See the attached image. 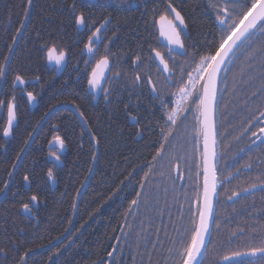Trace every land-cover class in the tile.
<instances>
[{
    "label": "trees",
    "instance_id": "1",
    "mask_svg": "<svg viewBox=\"0 0 264 264\" xmlns=\"http://www.w3.org/2000/svg\"><path fill=\"white\" fill-rule=\"evenodd\" d=\"M72 2L73 0H33L31 7H28L27 0H0V64L4 63L3 57L9 54V45L13 46L12 37L16 35L20 21L25 22L9 61V81L17 70L25 75L39 74L42 77L40 85L27 87V91L40 94L35 104H27L26 96L19 88L17 89L19 123L14 137L3 136L6 108L0 114V187H4V182L8 181L7 189L0 194V247L6 249V254L0 253V264H18L20 257L30 248L34 251L26 257L28 264H52L48 257L56 253L57 249L59 253L53 256L55 264H134L133 255L136 256L135 264H141L140 254H143V264H149V253L152 255V264L157 262L166 264L165 257L168 255L166 249L171 247L169 237H176L173 221L179 223L180 205H183L185 218L188 215L189 202L184 199L185 191L195 211V184L194 179H189L183 161L180 162V172H183L184 179H175L179 174L174 167L175 161L171 172L172 179H169L167 176L169 164L166 159L155 161L157 174L151 175L148 181H143V174L147 171L144 162H151L155 152L150 145L157 139L158 129L153 131L152 128H155L157 120L162 122L163 109L160 108L158 99L153 100V95L148 89L133 90L131 86L134 76L142 70L151 76L158 87L163 83L153 61L147 58V55L151 54L150 51L155 49V37L146 17L154 9L160 10L165 7L168 0H150L145 11L147 13L145 20L138 12L132 15L134 17L124 18L120 15V20L113 19V23L117 22L114 41L117 49L144 57L142 63L146 68L142 69L136 64L129 72L132 77L122 76L114 86L111 81L108 88L110 90L108 99L111 103L102 95L96 104L86 89L91 64L84 66L85 58L81 55V49L85 43V31L80 32L74 23V14L68 7ZM172 3L178 11L183 10L182 15H185L189 25L182 36L188 55H179L180 58H177V62L186 61L184 67H187L193 60L198 61L199 55L207 54L210 46L218 41L220 33L213 23V10H206L210 0H172ZM25 8H28L26 19ZM37 31L40 32L39 39L35 38ZM253 39L259 46L260 40L264 38L256 36ZM44 40L56 41L68 50L67 65L62 66L58 73L55 66H50L41 59L38 49ZM112 43L113 41L109 47L113 48ZM147 48L151 50L147 52ZM241 60L242 56L236 60L235 65L228 67L238 73ZM191 70L188 68V71ZM259 71L257 65L253 74L259 77ZM175 75L173 79L178 80L180 75L178 65ZM232 77V72H221L218 94L221 103L216 114L218 128L216 150L219 161L217 176L221 180L228 177L227 193L224 188H220L221 195L215 198L221 201L216 205L221 229L217 232L214 225L212 228V238L218 241L225 239L229 232L235 231L238 224L244 227V220L253 225L256 219H264L258 217L253 208L242 207L243 197L232 203L223 202L232 191H240L249 184L259 183L258 178H264L261 170L256 168L253 156H245L244 153L236 155L241 149V143L240 140L234 139L241 133L242 126H246V120L250 116L248 108H251L252 114L255 115L264 108L262 107L264 98L259 95L256 97L247 95L255 91L259 79L249 87L243 85L237 76L236 87L233 89ZM225 79L227 85L224 83ZM146 87L144 85V88ZM0 90L4 92L8 90V85L3 81H0ZM163 91L166 107L171 109V104L176 98V95L173 96L171 93L178 92V87L172 84ZM2 98L4 97L0 95V99ZM72 100H75L80 110L84 112L87 124L79 114L66 107H59L54 115L46 117L41 122V116L49 105ZM244 100L248 101V108L242 103ZM125 103L129 104V110H133L134 114L139 116L141 121L139 126L128 121L124 110ZM225 103L228 105L226 109L223 107ZM37 121H40V126L26 151L17 161L16 156L24 147L28 131L36 127ZM52 124L59 125L60 135L66 142L61 153V164L56 163L55 166L53 160L47 156L49 151L47 142L53 134ZM138 127L142 130V136L139 137L136 135ZM179 131L183 133L184 129L181 128ZM93 134L99 143L92 139ZM93 153L96 154L95 159ZM177 154L183 155V152L178 151ZM244 158H253L249 162L253 165L251 171L242 169ZM13 164L16 165L14 169ZM161 165L166 173L163 177L158 174ZM50 167L53 168L55 187L51 186L46 176ZM236 168L240 171L237 172ZM129 173L132 175L129 176ZM25 174L29 176L28 186L23 179ZM192 175L194 178L195 169ZM173 179L179 204L174 199ZM140 182L145 183L148 194L146 202L142 197L139 206H133L125 219L124 214L130 201L135 198V192L141 190ZM82 187L83 190L77 197ZM165 188L168 189L167 193L164 192ZM33 193H38L40 199L36 202L37 208L32 209L34 218H29L21 214V208L23 203H29V197ZM257 193L247 197L248 204L255 201V208L259 205L261 207ZM261 193V196H264V192ZM233 207L237 209L238 214L232 212ZM248 212L253 213L252 217L248 216ZM128 225H131V228ZM157 229L160 230L159 239L163 242V247L157 242ZM13 239L16 240L15 244L12 243ZM154 242L157 244L156 249L152 248ZM249 243L259 244V238L249 241L245 236L242 240H234L232 248L243 249ZM112 246H116V251L109 257L107 253L113 250ZM217 253L227 255L229 249L218 245L210 253L208 264H211ZM167 264H173L171 258L167 260Z\"/></svg>",
    "mask_w": 264,
    "mask_h": 264
},
{
    "label": "snow or ice",
    "instance_id": "2",
    "mask_svg": "<svg viewBox=\"0 0 264 264\" xmlns=\"http://www.w3.org/2000/svg\"><path fill=\"white\" fill-rule=\"evenodd\" d=\"M83 3L88 7H92V0H82ZM120 0H116V3H104L101 0H95V5L101 8L118 7ZM33 0H27L28 7H31ZM127 8L131 9L134 7L133 0H126ZM70 11L74 14V23L79 29L84 27L90 32L87 37V42L84 43V47L81 49L83 54L86 50L90 56L94 57L99 49V46L103 44L105 39H108L107 32L110 31L109 25L111 24V13L104 16L101 21H89L88 14L83 10L77 11L76 0L68 6ZM166 11L159 15L160 24V35L165 37L169 45H175L176 48L169 47V52H177L178 55L187 56V49L185 47L184 39L182 35L186 33L189 25L186 22L185 15H182V9L177 10L173 5L172 0H168L165 6ZM213 10L214 20L213 23L216 25L220 35L218 41L213 43L207 54L199 55V60H193L192 64L184 67V63L177 62L175 57H173V67H169L168 63L164 61L163 57L159 52H155V57L160 60V64L163 65V72L168 73L164 77L163 83L158 87L155 82H153L151 76L146 78V84L149 86V91L153 94V100H159V106L163 109L162 122L157 120L155 128L153 131L158 129L156 132L157 139L150 145L155 149L154 154L151 157V162L145 161V166L147 171L143 174V181H148L151 175L157 174L156 164L154 163L158 159H166L169 164V169L167 176L172 179L171 172L173 170V161H175V170L179 173L175 179H184L183 172H180L181 164L184 162L185 168L188 170L189 179H194V195L195 199V211H193L191 206L190 197L187 191L184 193V199L189 202L188 215L185 218L183 205H180V217L179 223L173 221L174 231L176 232V237H169L171 247L166 249L167 256L165 261L169 258L172 259L173 264H208V257L212 251L216 249L218 245L227 247L229 253L227 255H217L212 258L211 264H222L224 261H233L234 264H264V219H256L253 225H250L248 220H244V227H240L239 224L235 231L228 233L227 237L223 240H216L212 238V228L213 225L217 232L221 229L219 213L217 211L216 205L220 204L221 201L215 198L221 195L220 188H224L225 193L228 189L226 183L228 177H223L222 180L218 179V154L216 150L217 141V118L216 114L220 106L219 99V82L221 79V72L233 73V89L236 87L237 76H239L240 81L243 82L245 86H252L256 79H259V85L255 88V91L247 93L250 97H256L259 95L264 98V39H261L259 46H257L256 40L253 38L259 36L264 38V0H210L207 4L206 10ZM155 11V9H154ZM28 8L24 9V17L27 18ZM171 15V18L169 16ZM154 23H156L154 21ZM24 20L20 21V26L16 29V35L12 37V44L16 43V38L21 36V31L24 29ZM116 32H112V36H116ZM35 38H40V32L37 31ZM38 51L41 54V59L46 61L47 64L54 62L57 66V71H60L62 66L67 65L68 50L53 40H44L40 44ZM105 54L101 55L98 60H96V67L92 70L91 74L87 78V83L89 85H95L97 83L95 77L97 74V69L101 67L108 69L110 67L109 55H113L110 51L108 45H104ZM152 51H155L154 49ZM8 55L3 57V64H0V81H3L5 85H8L7 92L0 90V95L4 98L0 99V114L6 108L7 116L6 123L3 126L2 132L4 137H14L19 123V99L17 95V89L26 96L27 104H35L38 102L39 93H34V91H27V87L31 85H40L42 77L37 74L34 76H29L23 74L20 70H17L11 80L9 81V60L12 52V46L9 45ZM242 56L243 60L240 61L239 72L233 71V68L228 67V65H235L236 60ZM141 58L136 57L133 64H136ZM89 61H85L87 64ZM46 64V66H47ZM179 66V79L174 80L173 76L176 71V66ZM257 65L259 66V77L253 73L256 71ZM159 69V65H157ZM191 68V71H188ZM195 73V75H193ZM119 73L116 74V78H119ZM185 76L187 79H185ZM141 76L139 74L134 76L132 89L135 90L137 87H143L140 83ZM227 85V80L224 81ZM172 84H176L178 91L180 93L179 100L176 101V106L169 109L166 107L165 92L163 89L165 87H170ZM41 90L43 86L41 85ZM227 89H225L226 91ZM105 100L111 103L108 99L110 95V90L105 89ZM175 95V93H171ZM132 96V91L129 92V97ZM139 99V95L137 96ZM71 103L78 112L81 119H85L84 112L80 110V106L75 100L72 101H58L57 104L49 105L47 110L41 116V121L45 117H50L54 115V112L58 110V105ZM246 108H248V101L244 100L242 102ZM227 103L223 107L227 108ZM136 106L134 105L133 108ZM235 107V105H234ZM264 107V106H262ZM124 110L126 116L133 121L137 126L140 125L141 121L137 114H134L133 110H129V104H124ZM250 116L247 118V126L243 127L240 135L245 132H249L254 121H259L264 124V110L259 112V116L252 114V109L248 108ZM223 116V113H221ZM85 124L87 120L85 119ZM40 126V121H37L36 127H33L28 131L27 139L24 141V147L20 149V152L16 156V160L19 161L21 154L27 149L30 141H32L37 128ZM151 127V122H149ZM183 128L184 132L181 133L179 130ZM257 132L252 131L251 136L260 139L261 143L264 144V127H259ZM51 132L53 133L51 139L47 142L49 151L47 156L53 159V166L57 162L61 161V153L63 152L66 142L65 138L60 135L59 125L52 124ZM137 136H142V130L138 127L136 131ZM240 135L234 137V139L239 140ZM92 139L99 143L96 136L93 134ZM158 145V146H157ZM256 146V141L253 140L251 145L245 148L239 149V152H245ZM178 151H182L183 155H178ZM96 158V154L93 153V159ZM13 164V169L15 168ZM244 168L249 171L252 170L253 165L251 163L244 164ZM261 174L264 176V161H261L260 165ZM193 169H195V177L193 178ZM239 172L240 169L236 168ZM135 172V169H133ZM158 174L160 176H165L166 173L163 170V165H161V170ZM12 173H9L11 177ZM132 173H129L131 176ZM232 173H229L231 176ZM46 176L49 180L54 179L53 168H48ZM202 177V183H201ZM26 184H30L28 174L23 177ZM175 179H173V193L174 199L177 204H179V196L175 187ZM259 184L252 183L248 187L243 188L241 191H232L231 195L226 196V203L229 200H233V197L241 198L242 193L254 194L257 188L261 192H264V178H258ZM123 184V181H121ZM8 187V181L4 182V187H0V194L5 192ZM127 187V186H125ZM140 191L135 192V198H133L127 211L125 212V219L127 215L131 213L133 206H139L141 203V198L147 199V192L145 190V183L140 182ZM168 189L165 188L164 192L167 193ZM40 199L38 193H33L29 197V203H23L22 208L26 214L32 213V208L30 204L38 202ZM261 207L255 208V201L248 204L247 197H243L244 208H253L258 217L264 218V196L260 197ZM233 213H237L235 207L232 208ZM163 214L162 212L160 213ZM171 215V213H169ZM238 214V213H237ZM253 213L248 212V216L252 217ZM131 228V225H128ZM23 231V229H21ZM159 229L156 230L157 242L163 247V242L159 239ZM127 235V233L125 234ZM167 236V231H165ZM247 236L249 241H254L257 237L259 238V244L249 243L243 249H233L234 240H242ZM119 240V237L116 238ZM145 238V243H147ZM12 243L15 244L16 240L13 239ZM42 247V246H38ZM113 250L108 252L107 255L112 257L116 251V246H112ZM139 247V245H137ZM157 244L152 243V248L156 249ZM34 249H27L23 255L20 257L18 264H28L26 257L29 253L33 252ZM123 251V249H121ZM0 253L6 254V249L0 247ZM59 253L57 249L56 253L49 255L48 260L55 264L53 261V256ZM141 255V264H143V254ZM237 257H249V259L242 261H235ZM132 260L135 264L136 256H132ZM148 262L152 264V255L148 254ZM158 264V262H157Z\"/></svg>",
    "mask_w": 264,
    "mask_h": 264
},
{
    "label": "flooded vegetation",
    "instance_id": "3",
    "mask_svg": "<svg viewBox=\"0 0 264 264\" xmlns=\"http://www.w3.org/2000/svg\"><path fill=\"white\" fill-rule=\"evenodd\" d=\"M149 1L150 0H133V4H134V7L131 8V9H128L127 8V3H126V0H120L119 2V6L118 7H109V8H101L99 6H96L95 5V0H92V3H93V6L92 7H88L86 6L85 3L82 2V0H76V3L78 5L77 7V11H80V10H83L86 14H88V19L89 21H101L102 18L104 16H107L109 13H111V24L109 25L110 27V31L107 32V37L108 39H105L103 41V44H101L99 46V49H98V52L97 54L92 57L90 56V59L88 60L89 62L86 64L84 62V66L88 65V64H91L90 65V70H89V73H88V76L90 75L94 65L96 64V60H98L100 58L101 55H104L105 54V51H104V45H108L110 46V42L113 41V48L112 47H109L110 48V51L113 55H109V62H110V67L107 69L106 71V80L104 82V85H103V88H102V91H101V94L99 96V98L102 96V95H105V89H108L110 87V83H112L111 81H113V84L112 86L115 85V83L122 77H126V76H131V74H129L130 72V69H134L136 67V64H138V67H141L142 69L146 68V65H144L142 63V60H144L145 58L140 56V60L136 62V64H133V61L136 60V57L139 56L138 54L136 55H132L130 53H128V51H120L119 49H117V45H115L114 41H115V37L112 36V32L116 30V27H117V22L116 23H113V19L115 20H120L119 19V16L122 15L124 16V18H128L129 16H132V15H135L136 12H138V15L142 16V19L145 20V15H147V13L145 12L146 11V8L149 4ZM101 2H104V3H113L115 4L116 3V0H101ZM101 10L103 11H106V12H101ZM166 9L165 7H162V9L160 10H155V11H152V13L148 14L147 15V20H148V26H150V28L152 29V32H153V35L155 37L154 39V45H155V51H150L151 49L147 48V52L150 51L151 54L150 55H147V58L151 59L155 65V67L157 68V63L155 61V52H159L160 55L163 57L164 61L168 63L169 67H173V57H175V60L177 61V58L180 56L177 54V52L173 51V52H169V47H172V48H176L177 46L175 45H169L166 38L161 36L160 35V24H159V15L160 14H163L165 13ZM117 12V13H116ZM134 17V16H132ZM130 17V19L132 18ZM169 18H171V15L169 16ZM139 19V17H138ZM137 19V20H138ZM154 21L156 23H154ZM140 21H138L139 23ZM142 22L144 23V21L142 20ZM81 32L85 31L84 33V36H85V43L87 42V37L88 35H90V32L87 31L86 28L82 27V29L80 30ZM183 36V35H182ZM84 47V45H83ZM82 57L85 58V61H87V55L86 54H82ZM51 66H55L56 67V71H57V66L55 65L54 62H51L50 63ZM63 68V67H62ZM61 68V70H62ZM158 69V68H157ZM163 65L161 64V67H159L158 69V72H159V75H160V78L164 79L165 76L168 75V73H165L163 72ZM60 70V71H61ZM60 71H57L60 72ZM119 73V78H116V74ZM175 74H176V71H175ZM174 74V76H176ZM137 75V74H136ZM139 75L141 76V81L140 83L142 85H146L147 87L144 88V86L141 88V87H137L139 88V90H147L149 91V86L146 84V78L148 77V74H146V72L144 70L140 71ZM193 75H195V73H193ZM173 76V77H174ZM145 80V81H144ZM86 89H87V92L89 95H91L88 91V83L86 84ZM109 90V89H108ZM151 93V92H150ZM176 95V98L175 100H173L172 104H171V108H174L176 106V101L179 100L180 98V93L179 91L175 93ZM92 96V95H91ZM93 98V96H92ZM264 110V108L262 109ZM256 116H259V113L256 115ZM83 123L84 121L81 120ZM128 121L131 123V124H135L133 123L129 118H128ZM246 126H247V123H246ZM244 126V127H246ZM259 127H264V124H261L259 121H254L253 122V125L251 127V130L249 132H245L243 135H240V143H241V148H245L246 146L248 145H251L252 141L255 140L256 141V145L257 146H253L251 148H254V149H246L245 152H238L236 155H242L244 153L245 156H253L254 157V160H255V166L257 168V165H260L261 164V161H264V145L261 143V140L258 141V139H256V137H252L251 136V132L252 131H255L257 132V135L259 136L260 133L258 131V128ZM243 128V126H242ZM139 137V136H138ZM264 139V138H263ZM259 144V145H258ZM253 159V158H244L243 160V163L244 164H248L250 162V160ZM242 169L245 171L246 168L242 167ZM261 170V168H258ZM259 184V183H257ZM248 187V186H247ZM246 188V187H244ZM241 191V190H240ZM257 193V197H258V202H260V197L262 195L261 191L258 190V191H255V194ZM252 194H248L246 195V197L250 196ZM244 197V196H241V198ZM255 199H256V196H255ZM260 208V205L257 206V209ZM246 209V208H244Z\"/></svg>",
    "mask_w": 264,
    "mask_h": 264
},
{
    "label": "water",
    "instance_id": "4",
    "mask_svg": "<svg viewBox=\"0 0 264 264\" xmlns=\"http://www.w3.org/2000/svg\"><path fill=\"white\" fill-rule=\"evenodd\" d=\"M82 29V27H80L79 28V30H81ZM19 37V36H18ZM18 37L16 38V40L18 39ZM84 54H86L87 55V61L90 59V54H88L87 53V51L85 50L84 51ZM154 57H155V55H154ZM155 61H156V63H157V65H159V67H161V64H160V60L158 59V58H156L155 57ZM96 67V64L94 65V67H93V69ZM92 69V70H93ZM106 71H107V69H105V68H103V67H101L100 69H97V74H96V77H95V79H96V81H97V83L93 86V85H89L88 84V91H89V93L90 94H92L95 98H94V103H96L97 102V100H98V98H99V96H100V94H101V91H102V88H103V85H104V82H105V80H106ZM92 72V71H91ZM91 74V73H90ZM61 106H64V107H68V108H72L73 109V107L72 106H70V105H61ZM60 106V107H61ZM59 107V106H58ZM46 118V117H45ZM42 122V121H41ZM133 122V121H132ZM134 123V122H133ZM264 137H262L261 139H263ZM260 139H258V141H259ZM26 151V150H25ZM24 151V152H25ZM24 152L22 153V155L24 154ZM49 159H51V160H53L52 158H50L49 157ZM57 163H60V162H57ZM61 164V163H60ZM49 182H50V184H51V186L52 187H55V185H56V180L55 179H53V180H49ZM85 185V184H84ZM26 186H28V184H26ZM84 187V186H83ZM83 187L80 189V191H79V194L77 195V197H79V195H80V193L82 192V190H83ZM259 190V188H257V190L256 191H258ZM249 193H242V195L241 196H246V195H248ZM239 198H237V197H233V200H229L228 202L229 203H231V202H233V201H235V200H238ZM31 208H36V203H34V204H32L31 206H30ZM21 214L22 215H24V216H26V217H29V218H33V215H32V213L31 214H26L25 212H24V210H23V208H21ZM246 259H249V257H237V258H235V261H241V260H246ZM228 262H233V261H224V263H228Z\"/></svg>",
    "mask_w": 264,
    "mask_h": 264
},
{
    "label": "bare ground",
    "instance_id": "5",
    "mask_svg": "<svg viewBox=\"0 0 264 264\" xmlns=\"http://www.w3.org/2000/svg\"><path fill=\"white\" fill-rule=\"evenodd\" d=\"M26 21V20H25ZM25 23V22H24ZM22 32V31H21ZM14 46H15V44L12 46V52H11V56H12V53H13V50H14ZM11 56H10V58H11ZM10 61V60H9ZM92 95V94H91ZM93 96V95H92ZM94 96H93V103H94ZM99 99V98H98ZM98 101V100H97ZM97 103V102H96ZM96 103H94V104H96ZM62 105H70V104H62ZM61 105H59V107H60ZM70 106H72V105H70ZM58 107V108H59ZM61 107H64V106H61ZM73 107V106H72ZM66 108H68V107H66ZM69 109H71V110H73L76 114H78L77 112H76V110L74 109V107H73V109L72 108H69Z\"/></svg>",
    "mask_w": 264,
    "mask_h": 264
}]
</instances>
